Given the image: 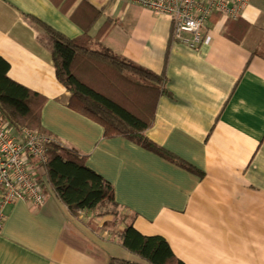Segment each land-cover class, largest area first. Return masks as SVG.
Wrapping results in <instances>:
<instances>
[{
    "label": "crops",
    "instance_id": "1",
    "mask_svg": "<svg viewBox=\"0 0 264 264\" xmlns=\"http://www.w3.org/2000/svg\"><path fill=\"white\" fill-rule=\"evenodd\" d=\"M91 2L103 12L92 38L110 18L115 26L103 44L166 75L168 94L148 138L199 172L126 138H106L100 125L71 110L51 37L32 22L70 39L84 30L51 0H0V56L10 78L47 98L42 127L87 157L125 211L109 239L100 224L99 234L90 228L101 208L74 216L46 179L43 206L17 201L5 208L0 264H147L117 243L129 225L163 237L185 264H264V2L252 0L244 11L251 26L241 43L225 33L234 20L220 16L210 20L211 43L199 50L172 39L166 15L122 0ZM35 175L45 177L41 169Z\"/></svg>",
    "mask_w": 264,
    "mask_h": 264
},
{
    "label": "trees",
    "instance_id": "2",
    "mask_svg": "<svg viewBox=\"0 0 264 264\" xmlns=\"http://www.w3.org/2000/svg\"><path fill=\"white\" fill-rule=\"evenodd\" d=\"M51 2L84 30L81 36L70 39L40 21L28 19L51 37L56 77L70 93L68 107L100 125L106 138H126L188 171H198L147 136L154 125L159 100L168 94L165 73L158 75L106 47L103 40L115 26L110 18L92 38L89 31L103 12L91 0ZM219 18L215 15L211 21L217 23ZM250 26L239 17L229 22L225 33L241 43ZM9 71L10 64L0 56L1 119L15 132L28 129L52 137L41 123L47 98L11 79ZM86 161L87 157L76 149L54 139L48 163L41 169L54 195L76 217L83 211L118 207L111 184L91 170ZM35 177L44 185L41 177ZM89 224L94 232H101L94 219ZM117 243L147 264H185L163 237L145 236L133 225L120 234ZM109 264L136 263L111 258Z\"/></svg>",
    "mask_w": 264,
    "mask_h": 264
},
{
    "label": "built area",
    "instance_id": "3",
    "mask_svg": "<svg viewBox=\"0 0 264 264\" xmlns=\"http://www.w3.org/2000/svg\"><path fill=\"white\" fill-rule=\"evenodd\" d=\"M139 5L158 15H166L172 23V39L190 49L199 50L211 43L210 20L219 15L225 20L243 17L252 0H122ZM50 136L23 129H11L0 117V229L5 208L17 201L43 206L44 185L36 173L48 163ZM43 182L46 178L41 176Z\"/></svg>",
    "mask_w": 264,
    "mask_h": 264
},
{
    "label": "rangeland",
    "instance_id": "4",
    "mask_svg": "<svg viewBox=\"0 0 264 264\" xmlns=\"http://www.w3.org/2000/svg\"><path fill=\"white\" fill-rule=\"evenodd\" d=\"M95 48V46L93 45ZM95 222L102 226L103 230L107 232L106 236L111 239L112 236V226H118L119 222L123 221L125 219V211L118 208V207H107L106 209H99L94 214ZM114 224V225H113Z\"/></svg>",
    "mask_w": 264,
    "mask_h": 264
}]
</instances>
